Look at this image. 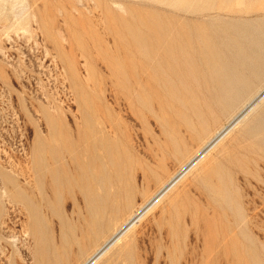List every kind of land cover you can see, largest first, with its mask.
I'll return each mask as SVG.
<instances>
[{
  "label": "rangeland",
  "instance_id": "rangeland-1",
  "mask_svg": "<svg viewBox=\"0 0 264 264\" xmlns=\"http://www.w3.org/2000/svg\"><path fill=\"white\" fill-rule=\"evenodd\" d=\"M236 74L163 155L186 98ZM263 81L264 0H0V264H50L59 247L54 264H79ZM255 106L93 264H264ZM99 197L118 202L71 244Z\"/></svg>",
  "mask_w": 264,
  "mask_h": 264
},
{
  "label": "bare ground",
  "instance_id": "bare-ground-1",
  "mask_svg": "<svg viewBox=\"0 0 264 264\" xmlns=\"http://www.w3.org/2000/svg\"><path fill=\"white\" fill-rule=\"evenodd\" d=\"M146 51L147 50H144L142 53L147 54ZM122 67L130 72L132 71L130 64H124L122 65ZM239 82L240 77L236 74L232 78H228L227 80H225V83L223 85H212L205 91L201 92V95H190L188 98H186V107L188 110L186 112L181 113V115H178V117L170 119L169 121L171 132L169 136L165 139L164 146L162 149L163 155L177 150L179 148V145L183 142V136L187 134H192L193 131L196 130L199 126L205 124V122L208 120V117L215 110V107L218 106V103H221L223 102V100L227 99V96L234 91L233 85L235 83L238 84ZM263 99L264 81L256 90L254 95L244 100L241 104V107L237 108L236 110H233L234 112L232 111L233 113L229 116L227 121L213 128L210 132H208V134L204 136L203 139H201L200 144L189 155V157H187V159L181 165L178 171L174 172L168 178L167 181H165L164 183L162 182L161 187L151 197H149V199L145 200V203L140 205L138 210L130 213L125 219L121 221L118 226L112 228L109 231V234L103 236L101 242L97 243L94 246L93 250L88 253L79 264H93L104 252H106L107 249H109V247H111L117 241L119 236L125 233L136 220L142 217L141 215L143 214V212L149 206H151L159 198V196H161L167 189H169L179 179V177H181L183 173L189 170V168L193 167L215 142H217L221 138H224L223 136L229 131V129L235 124H238V122L244 116H246L253 108H255V105L259 101H263ZM142 177L143 173L140 170L135 171L132 176V180L133 182H135ZM130 190L131 185L127 184L124 189V192L128 193ZM221 196L223 201L233 200V196L231 195L226 196V194H222ZM117 202V199L109 200L103 197L97 198L95 200V203L92 202L88 208V213L82 219L83 224L79 226L76 223L74 229H72L74 237L71 239L70 243H81L82 240L87 235H89V232L95 226L102 223L105 215L109 211V208L111 206L116 205ZM90 225L91 228H88ZM67 251L68 247H59L56 250H53L48 263H57L60 259L63 258ZM34 264H40L39 260H36Z\"/></svg>",
  "mask_w": 264,
  "mask_h": 264
}]
</instances>
